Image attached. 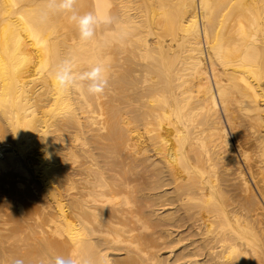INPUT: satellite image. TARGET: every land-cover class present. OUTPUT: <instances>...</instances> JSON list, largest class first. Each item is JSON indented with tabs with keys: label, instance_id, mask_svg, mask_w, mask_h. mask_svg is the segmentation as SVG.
<instances>
[{
	"label": "bare ground",
	"instance_id": "1",
	"mask_svg": "<svg viewBox=\"0 0 264 264\" xmlns=\"http://www.w3.org/2000/svg\"><path fill=\"white\" fill-rule=\"evenodd\" d=\"M109 2L84 44L0 0V264H264V0ZM65 58L105 94L57 89Z\"/></svg>",
	"mask_w": 264,
	"mask_h": 264
},
{
	"label": "clouds",
	"instance_id": "2",
	"mask_svg": "<svg viewBox=\"0 0 264 264\" xmlns=\"http://www.w3.org/2000/svg\"><path fill=\"white\" fill-rule=\"evenodd\" d=\"M78 0H42L39 14L47 21L52 14H65L72 23L81 43L87 44L95 39L100 26L115 23V17L110 13L109 0H97L91 11L81 13L77 9ZM54 86L60 91L71 89L79 90L88 96H101L105 94L110 82V66L104 59L90 62L86 70H81L73 58L60 61L50 72ZM11 264H25L22 258H13ZM40 264H95L90 257L76 253L67 255L49 256L40 261Z\"/></svg>",
	"mask_w": 264,
	"mask_h": 264
}]
</instances>
